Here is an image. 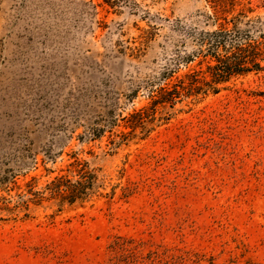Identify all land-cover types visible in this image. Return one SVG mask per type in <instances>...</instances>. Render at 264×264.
I'll return each instance as SVG.
<instances>
[{
	"label": "rangeland",
	"instance_id": "1",
	"mask_svg": "<svg viewBox=\"0 0 264 264\" xmlns=\"http://www.w3.org/2000/svg\"><path fill=\"white\" fill-rule=\"evenodd\" d=\"M209 1L0 0V197L76 159L98 176L85 202L0 211V264H264V71L123 121L219 31ZM240 1L226 32L264 34V0Z\"/></svg>",
	"mask_w": 264,
	"mask_h": 264
},
{
	"label": "trees",
	"instance_id": "2",
	"mask_svg": "<svg viewBox=\"0 0 264 264\" xmlns=\"http://www.w3.org/2000/svg\"><path fill=\"white\" fill-rule=\"evenodd\" d=\"M209 2L219 31L197 35L199 48L181 58L186 63L187 72L178 75L167 69L162 73L164 83L149 94V106L131 114L128 119L123 118L132 131L145 130L148 119L150 124L167 121L170 115L165 113L166 110H174L177 105L189 107L210 94H218L235 77L264 71V34L254 37L249 32H226L232 20L245 17L244 9L236 10L242 5L241 1ZM229 16H232L230 21ZM189 64L194 65L189 68ZM111 136L121 141L127 138L122 132ZM99 137V131L92 132V139ZM97 180L98 176L89 164L76 159L68 165L66 174L47 182L41 191L33 190V181L27 183L25 194L17 195L19 201L12 207L10 200L0 197V211L8 214L27 211L31 203L39 205L43 201L58 200L70 205L85 202L92 196Z\"/></svg>",
	"mask_w": 264,
	"mask_h": 264
}]
</instances>
